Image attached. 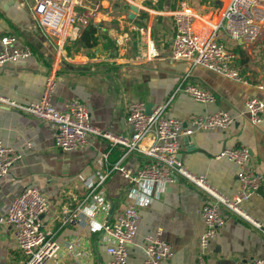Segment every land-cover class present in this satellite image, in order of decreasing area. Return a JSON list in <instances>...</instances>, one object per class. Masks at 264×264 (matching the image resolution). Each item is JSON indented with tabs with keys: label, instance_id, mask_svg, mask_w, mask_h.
<instances>
[{
	"label": "crops",
	"instance_id": "1",
	"mask_svg": "<svg viewBox=\"0 0 264 264\" xmlns=\"http://www.w3.org/2000/svg\"><path fill=\"white\" fill-rule=\"evenodd\" d=\"M131 1L122 0L121 4L129 9L134 3ZM212 1L214 5L207 10L194 11L198 29L206 23L218 24L230 0ZM32 2L0 0V48L2 36L15 33L19 43L29 44L34 52L29 58L8 62L0 68L2 94L20 103L39 101L52 77L54 108L65 111L72 99L80 98L87 104L94 125L124 135L132 132L126 122V107L134 100L152 102L154 106L168 104L166 116L185 120L192 114L228 110L234 117L229 129L198 130L187 142L185 138L189 136L183 137L182 161L193 172L206 174L211 184L228 196L239 191L238 174L242 169L253 167L264 175V119L260 125H254L244 105L251 96L264 100V28L259 39L250 43L235 44L227 33H220V39L238 53L237 64L246 81H236L204 66H192L188 60L172 57L174 10H156L141 0L137 3L139 11L135 18L130 19V10L124 15L114 13L116 7L110 0L98 3L85 0L87 7L98 8L91 23L98 27L100 43L86 49L79 48L76 40H68L61 52L54 39L35 23ZM184 3L187 5L182 2L181 6ZM203 4L207 5L202 1L200 5ZM79 10L85 11L84 8ZM110 41L117 49L110 46ZM151 44L158 55L141 57ZM187 74V83L212 90L217 100L202 103L185 91H177ZM54 131L52 124L36 116L0 106V138L23 154L8 174L0 178V264L25 262L14 228L5 218L11 201L29 185L38 186L48 197L50 206L42 216V228L52 230L60 245L57 254L46 264H109L111 256L102 233L93 232L84 224L83 214L78 213V217L73 214L87 210L94 196L108 202L100 219L114 220L128 205L132 184L119 171L110 172L104 185L105 196L90 195L88 187L89 177L99 169L112 168L125 150L122 147L111 149L108 140L92 135L88 145L65 151L55 145ZM239 145L249 147L252 153L245 168L218 157L225 147ZM106 152L109 158L100 166L97 161ZM148 162L145 154L132 151L124 158L123 165L137 172ZM206 202L205 194L184 179L169 184L141 210L138 234L128 246L129 264L144 263L145 238L157 232L172 245L173 254L168 264H250L252 259H264V232L225 210V225L207 250H203L199 239L206 227L202 216ZM111 203L115 208L109 218ZM242 206L263 223L264 229V183ZM204 252L205 259L200 263Z\"/></svg>",
	"mask_w": 264,
	"mask_h": 264
},
{
	"label": "built area",
	"instance_id": "2",
	"mask_svg": "<svg viewBox=\"0 0 264 264\" xmlns=\"http://www.w3.org/2000/svg\"><path fill=\"white\" fill-rule=\"evenodd\" d=\"M84 8L85 11H80ZM32 16L38 27L54 39L59 51L68 40H77L98 13L97 7H87L85 0H33ZM174 37L172 57L176 60H188L192 66L201 65L224 77L246 81L237 64L238 53L220 39L225 32L230 39L239 44L255 42L264 28V6L259 0H230L216 25L206 23L201 29L196 26L197 17L192 11L179 8L173 13ZM120 41V40H119ZM0 68L8 62H15L33 56L29 44H20L17 34H5L1 38ZM158 55L154 44L148 45L147 52L141 57L151 58ZM188 75L177 91L182 90L202 103H213L216 94L209 89L200 88L187 83ZM54 79L50 77L39 101L20 103L0 92V106L18 109L52 124L55 128V145L65 151L86 146L95 135L106 139L111 149L122 147L125 153L121 160L110 169H99L88 180L90 195L105 196V182L111 171H119L132 184L128 205L114 220L100 219V213L107 209L108 202L94 196L87 205V210L78 211L83 214L82 222L88 224L93 232H101L111 256L109 264H129L128 246L138 234L141 210L161 195L165 188L179 179L196 186L207 197L202 208L205 230L199 242L203 250H207L211 241L227 221L228 214L246 222L254 229L264 232L263 223L248 213L242 206L263 185L264 175L253 167L246 169L252 153L245 145L225 147L219 158L245 168L239 172L240 189L233 196L218 190L206 174H197L190 170L180 158L183 137L191 136L198 130H227L234 122L228 110H219L213 114H192L187 120L166 116L168 104L152 107L151 114L146 111L147 103L134 100L126 107V122L132 128L131 134H117L104 130L91 121V113L87 104L80 98L72 99L65 111L54 108L51 96ZM245 109L250 121L260 125L264 119V100L248 97ZM140 151L149 158V162L137 172H132L123 165L129 152ZM23 154L14 147L6 145L0 138V178L5 177L10 167L18 162ZM109 152L98 159L104 166ZM50 201L36 185L27 186L21 194L10 203L6 222L14 228V235L20 250L26 259L24 264H46L53 258L59 248L55 233L42 228V216L48 211ZM66 219L65 222L70 221ZM160 232L145 238L146 258L143 264H168L173 254L172 245L160 236ZM205 252L200 256L204 261ZM250 264H264V259L255 258Z\"/></svg>",
	"mask_w": 264,
	"mask_h": 264
},
{
	"label": "trees",
	"instance_id": "3",
	"mask_svg": "<svg viewBox=\"0 0 264 264\" xmlns=\"http://www.w3.org/2000/svg\"><path fill=\"white\" fill-rule=\"evenodd\" d=\"M206 3L200 5L201 2H198V5L194 0H191V6L195 8V10L198 11V6L203 7L202 10L199 12H203L204 10H207L209 7L213 6L214 3L212 0H200ZM148 6H150L153 9L156 10H162L165 8L171 9V10H178L177 6V0H157V2H153L152 0H149L147 2ZM145 13V12H144ZM100 43V37L98 36V27L94 24H89L87 27L84 28L82 31L81 36L75 41L76 45H79V48H86V49H92L94 47H97ZM110 46H113L115 49H117L116 44L109 42Z\"/></svg>",
	"mask_w": 264,
	"mask_h": 264
},
{
	"label": "rangeland",
	"instance_id": "4",
	"mask_svg": "<svg viewBox=\"0 0 264 264\" xmlns=\"http://www.w3.org/2000/svg\"><path fill=\"white\" fill-rule=\"evenodd\" d=\"M88 1L89 0H86V3H88ZM93 3H98V1L99 0H91ZM111 1V3L113 4V5H115V7H116V9H114L113 11H114V13L116 12V11H118L120 14H122V15H124V14H127V12L130 10L131 11V7L128 9V8H124V6L121 4V2H122V0H110ZM148 0H145V3L147 2ZM129 2L130 3H132V1L131 0H129ZM138 2H141V0H134V5H138L137 3ZM182 2H186L187 3V5H188V7H189V9L192 11V12H199V10L201 11L202 10V8L203 7H201L200 9H198V11L197 10H195V8H193L192 6H191V0H177V8L179 9V8H181V3ZM194 2H196L197 3V5H198V2H202V1H200V0H194ZM261 3H264V0H262V1H260ZM117 4H120V5H117ZM118 7V8H117ZM127 16V15H126ZM199 20V19H198ZM197 24L198 25H202V23H200L199 21H197ZM137 43V41H135V43H134V47L137 45L136 44ZM226 45H228V46H230V44H228V43H226ZM107 57H110V56H107ZM112 57V56H111Z\"/></svg>",
	"mask_w": 264,
	"mask_h": 264
},
{
	"label": "water",
	"instance_id": "5",
	"mask_svg": "<svg viewBox=\"0 0 264 264\" xmlns=\"http://www.w3.org/2000/svg\"><path fill=\"white\" fill-rule=\"evenodd\" d=\"M130 7H131V11L129 14V18L134 19L136 16V13L139 11V7L137 5H134V4H131ZM153 106H154V103H152V102L147 103L146 111L148 114H151ZM188 138H191V136L185 138V142H187ZM180 158H181V156H180ZM114 208H115V204L111 203L110 204V210H109V218L111 217V215L114 211Z\"/></svg>",
	"mask_w": 264,
	"mask_h": 264
},
{
	"label": "bare ground",
	"instance_id": "6",
	"mask_svg": "<svg viewBox=\"0 0 264 264\" xmlns=\"http://www.w3.org/2000/svg\"><path fill=\"white\" fill-rule=\"evenodd\" d=\"M181 8H182L183 10L191 11V10L189 9L188 5H186L185 3L181 6ZM192 13L195 15L194 12H192ZM195 16H196V15H195Z\"/></svg>",
	"mask_w": 264,
	"mask_h": 264
}]
</instances>
